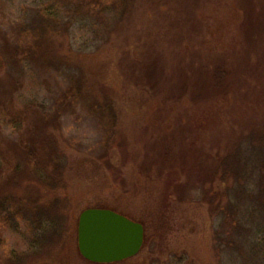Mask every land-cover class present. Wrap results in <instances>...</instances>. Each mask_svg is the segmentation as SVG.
<instances>
[{"label":"rangeland","instance_id":"obj_1","mask_svg":"<svg viewBox=\"0 0 264 264\" xmlns=\"http://www.w3.org/2000/svg\"><path fill=\"white\" fill-rule=\"evenodd\" d=\"M103 3L0 0V264H264V0ZM36 11L58 23L20 33ZM88 207L140 250L85 259Z\"/></svg>","mask_w":264,"mask_h":264},{"label":"water","instance_id":"obj_2","mask_svg":"<svg viewBox=\"0 0 264 264\" xmlns=\"http://www.w3.org/2000/svg\"><path fill=\"white\" fill-rule=\"evenodd\" d=\"M143 234L140 222L111 208L88 207L78 217V250L89 261L107 263L135 255Z\"/></svg>","mask_w":264,"mask_h":264},{"label":"trees","instance_id":"obj_3","mask_svg":"<svg viewBox=\"0 0 264 264\" xmlns=\"http://www.w3.org/2000/svg\"><path fill=\"white\" fill-rule=\"evenodd\" d=\"M82 5H81V9L83 11V13H88L89 11L92 10V5L93 4H97V5H102L103 0H80ZM110 3H116V2H120L122 5H125V1L126 0H109ZM80 2L76 5H79ZM36 18L35 21H33L32 23H26L24 24L23 27H21L20 29V33H26L27 35L31 34L34 30H38L40 31V35H42L44 33V30L48 29L49 26L50 28H53V26H55L58 22H55L56 19H54L56 16H53L54 14L49 12V13H44L43 11L40 13V11H36ZM59 28H63L61 25L59 26ZM34 34V33H33ZM37 39H39V37L37 36ZM43 39H45L44 37H41L39 39V41L35 44H23V42H21V44H17L15 46L12 47V49H31L32 52H34L36 49H40V45L43 44ZM34 50V51H33ZM26 55L29 53V51L24 52ZM220 167H222V165H220ZM57 176L53 175L51 176V178L53 179H48L46 180L47 182V188L49 192L54 191V189L56 188V184L55 182L57 181ZM38 182H42V184H44V177L43 176H38L37 178ZM59 181H61L60 179H58ZM45 185V184H44ZM46 187V185H45ZM264 188H262V194H259L260 196H262L260 199L263 201L264 203ZM46 192V191H45ZM53 197L51 196L49 199V202L52 203L53 202ZM13 200V198L10 195H2L0 196V217L2 218V220L4 222H7V220H9L10 218H13V215H17L19 214L20 216H22L23 212H24V208L23 207H16L15 210H13V208L9 205V203ZM52 200V201H51ZM49 203V204H50ZM38 202L35 203V213L36 214L34 217L37 220V224H42L45 220V222H51L53 220V215L50 213V207H47V203L43 204V205H39ZM6 207H11L12 210H10V212L6 211ZM14 212V214H13ZM108 263V262H107Z\"/></svg>","mask_w":264,"mask_h":264}]
</instances>
